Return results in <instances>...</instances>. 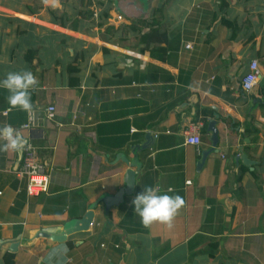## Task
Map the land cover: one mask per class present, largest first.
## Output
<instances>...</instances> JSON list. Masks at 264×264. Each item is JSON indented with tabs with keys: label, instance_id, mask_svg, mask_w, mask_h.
<instances>
[{
	"label": "crops",
	"instance_id": "1",
	"mask_svg": "<svg viewBox=\"0 0 264 264\" xmlns=\"http://www.w3.org/2000/svg\"><path fill=\"white\" fill-rule=\"evenodd\" d=\"M23 70L32 110L0 89V127L50 186L30 196L25 153L0 152V264H264V0H0V78ZM145 187L182 197L169 223L134 215Z\"/></svg>",
	"mask_w": 264,
	"mask_h": 264
},
{
	"label": "clouds",
	"instance_id": "2",
	"mask_svg": "<svg viewBox=\"0 0 264 264\" xmlns=\"http://www.w3.org/2000/svg\"><path fill=\"white\" fill-rule=\"evenodd\" d=\"M37 85V79L29 70L9 72L0 78V89L7 91L10 109L30 112L32 110L30 89ZM27 139L11 125L0 127V152H21L30 148ZM179 195L161 194L156 188L145 187L132 200L134 215L144 226L153 222L169 223L183 205Z\"/></svg>",
	"mask_w": 264,
	"mask_h": 264
},
{
	"label": "built area",
	"instance_id": "3",
	"mask_svg": "<svg viewBox=\"0 0 264 264\" xmlns=\"http://www.w3.org/2000/svg\"><path fill=\"white\" fill-rule=\"evenodd\" d=\"M118 20H122L118 17ZM189 48V46H188ZM260 80V67L257 61H253L250 65L249 73L244 77L242 82V90L244 93H251L257 86ZM56 109L54 107H48L46 109V115L49 120H53L55 116ZM31 125H26L23 129L29 130L34 122V119L30 121ZM200 129L201 125L195 127L187 138V144L200 146L202 141L200 139ZM198 137V139H196ZM30 145V144H29ZM34 149L31 146L27 150L23 151L25 153L23 157L22 169L19 170L18 174L20 177H25L28 183V194L30 196H38L46 193L50 186V177L44 170V167L37 162L34 155ZM91 223L90 227H93Z\"/></svg>",
	"mask_w": 264,
	"mask_h": 264
},
{
	"label": "water",
	"instance_id": "4",
	"mask_svg": "<svg viewBox=\"0 0 264 264\" xmlns=\"http://www.w3.org/2000/svg\"><path fill=\"white\" fill-rule=\"evenodd\" d=\"M209 131L212 133V138L211 141L213 143V148L215 149L219 143V138H218V131L216 130V123L215 122H211L210 126H209ZM209 153V151L207 153H205L204 155H207ZM135 175L136 173L129 170L127 173V177H126V184L127 187L125 190H122L118 195H117V199L119 200H123V197L125 195H131L133 193L134 190V185H135ZM93 217L94 214L93 213H88L82 220L78 221L76 223V227H74L71 230H68L67 233H75L81 230H88L92 221H93ZM65 238L64 235L62 236H55L52 237L51 239L54 240L55 242H61L63 241V239Z\"/></svg>",
	"mask_w": 264,
	"mask_h": 264
},
{
	"label": "trees",
	"instance_id": "5",
	"mask_svg": "<svg viewBox=\"0 0 264 264\" xmlns=\"http://www.w3.org/2000/svg\"><path fill=\"white\" fill-rule=\"evenodd\" d=\"M8 260H9V263L7 262V264H10V263H12V260H11V258H9Z\"/></svg>",
	"mask_w": 264,
	"mask_h": 264
}]
</instances>
